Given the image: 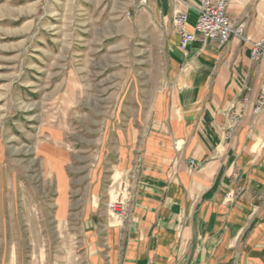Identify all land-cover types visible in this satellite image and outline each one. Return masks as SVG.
<instances>
[{"label": "crops", "instance_id": "0c3cea01", "mask_svg": "<svg viewBox=\"0 0 264 264\" xmlns=\"http://www.w3.org/2000/svg\"><path fill=\"white\" fill-rule=\"evenodd\" d=\"M198 3L146 0L162 42L157 76L139 82L137 67L113 65L99 71L97 88L67 83L55 99L65 108L52 109L36 132L33 169L41 184L33 201L49 205L72 238L66 257L53 263L264 264V113H252L264 56H250L264 36V0H229L227 16L242 25V37L197 39L183 50L171 18L186 11L192 31ZM230 115H241L233 129ZM30 168L3 160L1 185ZM110 201L123 211L109 210Z\"/></svg>", "mask_w": 264, "mask_h": 264}, {"label": "rangeland", "instance_id": "374dc122", "mask_svg": "<svg viewBox=\"0 0 264 264\" xmlns=\"http://www.w3.org/2000/svg\"><path fill=\"white\" fill-rule=\"evenodd\" d=\"M145 1L0 0V165L31 166L13 183L0 181V264H55L66 257L72 238L61 233L49 205L33 201V186L41 184L33 169L35 134L52 109L65 108L55 99L64 97L67 83L97 88L99 71L113 65L137 67L139 82L157 76L162 42ZM189 18L195 21L196 13ZM74 108L80 119L81 106ZM81 126L75 118L79 134Z\"/></svg>", "mask_w": 264, "mask_h": 264}, {"label": "built area", "instance_id": "2783aa9c", "mask_svg": "<svg viewBox=\"0 0 264 264\" xmlns=\"http://www.w3.org/2000/svg\"><path fill=\"white\" fill-rule=\"evenodd\" d=\"M229 0H199V3L194 8L196 13L193 30L189 31L186 28L188 13L186 11H174L171 18L172 28L179 34V46L181 49H186L188 45L195 42L197 39L205 42L217 41L219 43L226 42L231 35L242 37V25H235L234 21L227 16V5ZM251 60L259 61L264 56V36L259 40L252 42ZM248 101V97L236 99V103ZM254 115L264 113V85L260 87L257 98L252 107ZM232 119L231 128L237 124L241 115H230ZM189 169H193L195 161L189 159L185 161ZM234 198V193L228 192L224 195V199L230 201ZM109 210L114 213L123 211L122 205L116 201L107 203Z\"/></svg>", "mask_w": 264, "mask_h": 264}]
</instances>
